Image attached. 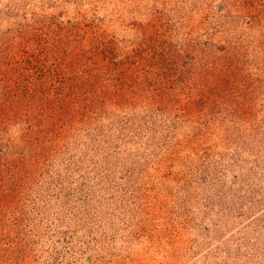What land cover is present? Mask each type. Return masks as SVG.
I'll use <instances>...</instances> for the list:
<instances>
[{"label": "rangeland", "instance_id": "rangeland-1", "mask_svg": "<svg viewBox=\"0 0 264 264\" xmlns=\"http://www.w3.org/2000/svg\"><path fill=\"white\" fill-rule=\"evenodd\" d=\"M0 264H264V0H0Z\"/></svg>", "mask_w": 264, "mask_h": 264}, {"label": "trees", "instance_id": "trees-1", "mask_svg": "<svg viewBox=\"0 0 264 264\" xmlns=\"http://www.w3.org/2000/svg\"><path fill=\"white\" fill-rule=\"evenodd\" d=\"M122 73H123V72H122V71H120V74H122ZM63 82L65 83V80H64ZM89 83H90V81H89ZM63 85H64V84H63ZM63 85H61V86H63ZM72 89H73V88H72ZM70 92H71V94H72V90H71V89H70ZM73 93H75V92H74V90H73ZM76 95H77V94H76ZM93 103H94V104H96V102H95V101H94Z\"/></svg>", "mask_w": 264, "mask_h": 264}]
</instances>
